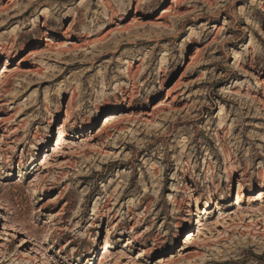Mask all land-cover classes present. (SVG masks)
I'll return each instance as SVG.
<instances>
[{
	"label": "rangeland",
	"instance_id": "rangeland-1",
	"mask_svg": "<svg viewBox=\"0 0 264 264\" xmlns=\"http://www.w3.org/2000/svg\"><path fill=\"white\" fill-rule=\"evenodd\" d=\"M170 1L0 0V264H264V0Z\"/></svg>",
	"mask_w": 264,
	"mask_h": 264
},
{
	"label": "bare ground",
	"instance_id": "bare-ground-1",
	"mask_svg": "<svg viewBox=\"0 0 264 264\" xmlns=\"http://www.w3.org/2000/svg\"><path fill=\"white\" fill-rule=\"evenodd\" d=\"M182 0H171L170 1V5L169 6H165V7H163L162 9H161V14L159 15V17H157L156 19H157V22L155 23V24H157V25H164V26H167V24H165L166 23V19H167V17L168 16H173V18L174 17H177V16H179V15H182L183 14V12L180 10V9H177V6H178V4L181 2ZM44 12H46V10H44ZM43 25H45V23L43 22ZM69 28H70V26L68 27V29L65 31V32H67L68 30H69ZM262 32H264V31H262ZM261 32V33H262ZM50 33H51V31H50ZM50 33H48V32H46L45 33V36L47 35V34H50ZM263 34V33H262ZM44 39V41L45 42H47L46 43V48L47 49H50V50H53L54 48H58L59 46H62V45H64V42L63 41H60V39L58 40V41H54L53 39H49V38H47V36L46 37H43ZM51 40V41H50ZM38 43H40V42H38ZM68 44L69 45H71V47H73L74 45V43H71V42H68ZM34 53L35 52H29L28 53V55L26 56V58H28L29 56L31 57L32 55H34ZM159 104V103H158ZM158 104H156V105H154L153 106V108H155ZM121 114H120V112L119 111H113V112H111V113H108V114H106L104 117H103V121H102V126H101V129H103V128H106V127H109V126H111L114 122H116L117 120H119V119H121ZM107 123H109V125H107ZM53 125H51L50 127H52ZM46 136H48V135H46ZM46 136L42 139V142L44 143V146L46 145ZM34 157V156H33ZM37 161H39V159H37L36 157H34V158H32V160L30 161L31 163H33V162H37ZM246 186H248V184H244V186L241 184V183H239V185H238V188H239V191H238V194H237V201H236V203H240L241 202V195H242V191H241V189L243 190V188H245ZM233 194H231V189L228 187L227 188V190L225 191V195L224 196H222V198H225V199H227V198H229L230 196H232ZM263 196H264V192H263V190H260V191H258V195L256 196V199H260L261 200V198H263ZM52 218H54V217H52ZM256 226H257V224H255ZM187 234H190L188 237H187V239L190 241V244H192L193 243V237H194V234L192 233L191 234V231L190 232H188ZM127 242L129 243V242H132L133 243V239L132 238H129L128 240H127ZM110 246H112L109 242H106V244H105V249H107V251H109V249H110ZM98 243L97 242H95L94 243V247H93V249H91V251L89 252L90 254H91V256H93L95 253H96V250L98 249ZM89 254V255H90ZM138 256L136 257V258H139V257H142V256H146L147 254H148V252L147 251H145V249H144V251H139L138 253ZM166 262H167V260L164 258V257H160L159 259H158V262L156 263V264H166Z\"/></svg>",
	"mask_w": 264,
	"mask_h": 264
}]
</instances>
